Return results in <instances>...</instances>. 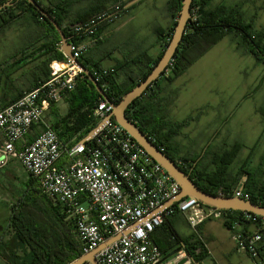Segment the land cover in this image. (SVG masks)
<instances>
[{
	"label": "built area",
	"instance_id": "built-area-1",
	"mask_svg": "<svg viewBox=\"0 0 264 264\" xmlns=\"http://www.w3.org/2000/svg\"><path fill=\"white\" fill-rule=\"evenodd\" d=\"M128 12V7L116 5L111 12L76 24L72 33L75 42L69 43L73 58L63 53V60L51 62L47 82L24 92L0 111V169L18 160L29 177L40 181L43 194L61 206L66 220L74 226L84 256L121 236L96 255L98 264H178L184 260L193 264L184 246L164 254L153 243L154 233L167 220L182 215L199 234L198 228L206 221L223 220V211L190 198L167 208L180 196V185L116 123L113 105L101 97L93 111L96 132L79 143L64 144L50 126L34 141L26 142L34 127L43 123L45 113L62 103L86 77L74 60L80 62L104 40L105 30ZM91 74L99 83L114 70L94 69ZM102 88L106 93L107 85ZM20 143L22 150L18 151ZM64 157L67 162L60 165ZM231 194L237 199H250L242 190L235 189ZM244 219L257 229L243 231L235 223L232 232L237 249L256 264H264L259 259L264 221L249 213Z\"/></svg>",
	"mask_w": 264,
	"mask_h": 264
},
{
	"label": "trees",
	"instance_id": "trees-1",
	"mask_svg": "<svg viewBox=\"0 0 264 264\" xmlns=\"http://www.w3.org/2000/svg\"><path fill=\"white\" fill-rule=\"evenodd\" d=\"M9 1L0 0V7ZM35 1L61 27L68 43L75 42L72 34L73 27L85 21L71 20L66 23V19L70 15V10L76 0H50L48 5H44L42 0ZM211 2L212 0H194L191 8L193 17L187 26L172 65L168 66L167 72L127 109L126 115L156 146L163 149L164 153L176 162L202 191L211 195L223 194L227 197H233L231 192L238 186L240 176H249L250 182L246 184L243 191L250 196V201L264 208V185L257 179L259 172L241 170L236 174V177L233 176V164L241 146H237L231 152L223 155L212 153L208 149L202 157L196 156L193 160L178 159L171 152V143L174 138L180 135L182 129L188 127L194 119L190 118L175 123L166 115L157 116L154 113L156 108L161 107L165 100L161 96L164 89L161 88L160 82L174 83L227 35L234 34L244 53L253 56L264 64V30L258 31L252 22L247 23L240 6L233 8L218 7L210 10ZM110 3H117L116 5L124 7L128 4L122 3L121 0H100V7L95 12L106 11V5ZM168 6L174 20L173 26L167 34L158 33L163 51L152 66L148 68V71L137 80L129 75L125 80L120 81L118 76V71L122 69L120 67L115 70L114 74L99 82L101 88L105 84L107 85L106 94L115 105H119L126 95L147 79L162 58L169 41L172 40L182 9V0H170ZM134 7L135 5L128 9ZM23 17L39 26L42 35L38 41H40L41 46L34 57L29 56L25 50L22 53H17L4 64L23 68L30 62L43 60L37 67L40 70H45L51 62L63 60L64 54L60 51L62 43L59 33L47 18L27 0H13L11 7L0 12V32ZM85 61L84 56L80 63L90 72L94 69L101 70L98 65L92 67ZM49 78L50 74H47V79ZM46 80L38 82L34 88L45 83ZM168 98L170 99L168 106H170L175 101L176 94ZM100 99L101 96L87 77L78 83L73 92L66 95L64 101L68 102L69 111L63 118L55 120L51 126L60 141L64 144L73 141L72 145H74L86 138L97 127L93 111ZM36 128L37 126L34 127L33 133ZM32 134L26 137L28 144L33 141L34 135ZM17 148L18 151H21L22 144H18ZM66 162L67 158L64 157L60 165ZM25 187L24 195L19 204L11 209L9 229L13 238L0 246V252H4L3 254L0 253L4 261L7 264H72L83 257V248L77 239L74 226L66 220L61 206L43 194L38 179L30 177ZM223 213L225 215L224 226L229 230H232L235 223H238L243 231H248L249 227L252 226L250 222L244 219L246 213L235 211H223ZM173 219L167 220L159 229L161 233L156 230L152 238L154 245L164 254H169L179 246H184L189 257L194 261L193 264H203L207 257V251L201 236L195 234L189 238L180 236L173 227ZM258 221L261 222L264 219L258 217ZM260 233L262 234V242L259 259L264 261V229L260 230ZM20 247L28 250L23 256L18 253Z\"/></svg>",
	"mask_w": 264,
	"mask_h": 264
},
{
	"label": "rangeland",
	"instance_id": "rangeland-1",
	"mask_svg": "<svg viewBox=\"0 0 264 264\" xmlns=\"http://www.w3.org/2000/svg\"><path fill=\"white\" fill-rule=\"evenodd\" d=\"M166 1H140L130 9V16H133L134 20L122 30L121 34L117 35L118 39L114 38L115 35H109L104 37L100 43L107 42L108 44L113 42L112 39H116L115 44L121 46L124 52L134 51L143 43V49L152 52L155 40L154 30L164 25ZM225 5L240 6L247 23L252 22L256 30L264 29V0H226ZM72 6L75 7L76 3ZM41 35L39 26L27 18L23 17L14 22L0 32V62H5L17 53H22L26 48L33 46ZM237 42L235 35L230 34L224 42L213 47L172 87L174 90H179L177 101L168 106L170 99L164 95L163 104L154 112L157 116L166 115L173 122L194 119L190 127L184 131L188 140L183 147V152L187 156L198 152L206 141L214 137V133L221 130L226 118L229 119L232 115H236L235 120L244 121L245 128H242L235 138L244 135L243 140L248 143L250 134L247 132L250 133L252 124L257 119L255 109L258 108L264 117V64L253 56L245 54ZM242 100L247 102L237 110L238 106L235 104ZM164 103L167 104L166 107ZM63 104V107H67L69 111L68 102L65 101ZM64 116H60L56 111L52 121ZM263 153L264 138L255 156L259 159ZM261 165L258 163L256 167H260L259 179L263 181L264 161ZM29 178L18 161H13L0 169V237L5 238L2 242L4 244L13 238L8 228L11 209L17 206L22 199ZM7 229L9 235L6 236ZM178 231L183 236L192 233L185 226H178ZM219 233L220 230L214 233L217 242L221 241ZM193 234L195 233L191 235ZM207 243L210 245V242ZM27 252V249L20 247L18 253L23 256Z\"/></svg>",
	"mask_w": 264,
	"mask_h": 264
},
{
	"label": "crops",
	"instance_id": "crops-1",
	"mask_svg": "<svg viewBox=\"0 0 264 264\" xmlns=\"http://www.w3.org/2000/svg\"><path fill=\"white\" fill-rule=\"evenodd\" d=\"M49 1L50 0H42L44 5H48ZM121 1L124 3H128L126 7H128L133 2L131 0ZM169 2L170 0L166 1L167 10L166 14H164L163 16L164 25L162 27L158 26L154 30L153 37H155V40L153 42L152 52L144 50L143 43L139 45L137 49H134V51L124 52L121 46H117V44H115L116 39H112L113 42L111 41L108 44L107 42H102L94 46L85 55V62H87L89 66L93 67V65H98L102 70H114V72L118 68L122 67V69L118 71L120 81L125 80L129 75H131L135 80L141 78V76L148 71V68L152 66L153 62H155L159 58L160 54L163 51L158 33L164 32L165 34H167L172 29L174 20L169 11ZM99 4L100 0H76V6H72L70 10V15H68V18L66 19V23H69L71 20L88 21L102 13L111 12L117 3H110L106 5V11L102 13H96L95 10L100 7ZM225 4L226 0H212L211 4L209 5V9L214 10L218 7H236H229ZM133 20L134 17H131L130 12H128L120 20H118V22L114 26H111L110 28L105 30V37L109 35H115L114 38L118 39L117 35L121 34L122 30L128 27L133 22ZM263 30L264 29L258 31ZM226 37L220 43L224 42ZM39 39L40 38L38 37V40ZM38 40L33 46L26 48L27 54L31 57H34L36 55V52L41 46V43ZM220 43H218L217 45H219ZM60 51L63 53V47L60 48ZM42 61L43 60L30 62L27 66L23 68L20 66L4 64V62H0V111L8 107L9 105L15 103L24 92L33 89L38 82L47 79V74L49 75L51 73L50 66L46 67L45 70H40L37 67ZM49 79H47L45 82H47ZM179 79H177L172 84L160 82L161 88L164 89L161 93V96L163 97L164 95H166L167 97H173L176 94V98L174 101L176 102L179 97V90H174L172 87ZM64 102L65 101L56 106H53V108H51L45 113L43 123L37 126L35 132H32L33 134L31 133L32 135H34L33 141L42 132H44L48 126L51 127L53 125L55 119L52 121V118L53 115H55L56 111H58L60 116L67 115L68 108L63 107ZM246 102L247 101L242 100L240 103H236L235 106H238L237 110H239L241 106H244ZM262 115L263 113L260 112L258 108L255 109V116L257 117V119L256 122L252 124V129L250 130V133L247 132V134H250V136H248V143L243 140L244 135H240L235 138V135L239 133L242 128L245 127L244 121L242 119L235 120L236 115H232L229 119H225L226 121L221 127V130L214 133V137L206 141L198 152L187 156L183 152V147L188 140V137L186 134H184V131L190 127V123L188 127L182 129L179 136L174 138L173 142L171 143V152L178 159L184 158L187 160H193L196 156L202 157L208 149L212 153H218L220 155H223L224 153L231 152L235 147L241 146V149L238 152V155L233 164V172L235 174H233V176L236 177V174L239 173V171L241 170H250L253 172H258L260 167H262V162L264 161V153L260 155L259 159L255 156L257 148L260 147L262 139L264 138V117H262ZM72 144L73 141L67 143L66 145ZM1 145L2 140L0 139V146ZM13 161L18 160H12L10 163H12ZM258 163L261 166L257 168L256 166L258 165ZM249 165H251V167H249ZM257 179L264 185V180L261 181L259 179V176H257ZM249 180V176H240V181L235 189L242 190L243 188V190H245L246 184L250 182ZM172 224L175 230L179 233V235L184 238H189L190 236H192V233H195L190 228L186 218L182 215H176L172 221ZM178 226H185L189 228L192 233L190 235L183 236L178 231ZM159 229H157V232L161 233V230ZM216 230H220V242H217L216 238H214V233ZM249 231L255 232L256 227L253 225L250 226ZM198 233L199 234H195L197 236L201 235L200 238H202V241L205 245V249L207 251V257L205 258L203 264H256V260L251 258L248 254L238 251L236 243L232 239L233 232L232 230H229L224 226V219L206 221L198 228ZM5 234L6 236L9 235L8 229ZM4 239L5 238L3 236L0 237V246L4 244L2 243L4 242ZM207 242H210V245ZM217 248L218 251L216 252ZM0 264H7L1 255Z\"/></svg>",
	"mask_w": 264,
	"mask_h": 264
},
{
	"label": "water",
	"instance_id": "water-1",
	"mask_svg": "<svg viewBox=\"0 0 264 264\" xmlns=\"http://www.w3.org/2000/svg\"><path fill=\"white\" fill-rule=\"evenodd\" d=\"M12 1L10 0L6 4L0 7V12L12 6ZM32 4L47 20L54 26V28L59 33L61 38V43L63 47V53L69 58H73L70 52V44L66 36L64 35L61 27L57 22L41 8L35 0H27ZM141 0H134L129 6L140 2ZM194 0H182V9L177 20V25L173 34V38L170 44L164 51L162 58L159 60L158 64L152 70L147 79L134 88L128 95L123 98L119 105H114L107 94L102 90L99 83L93 78L90 70L86 68L82 63L74 60L75 64L80 67L85 76L94 85L99 95L109 104L113 105V115L112 118L118 123L130 137H132L159 165H161L167 173L180 185L181 194L174 201L167 205V208L172 206L174 203L179 202L183 199L190 198L195 199L202 205L218 210V211H235L243 212L256 215L264 219V208L260 205L254 204L250 200L237 199L234 197H227L222 195H211L202 191L177 164L174 162L167 154H165L158 146H156L132 121H130L126 115L127 109L140 97H142L145 92L150 88V86L156 83L166 72L170 62L174 59L177 54L178 48L181 45L187 26L192 19V4ZM111 118L109 119V121ZM96 130H93L89 136H93ZM243 191V188H242ZM121 236H117L106 244H104L97 251L85 255L73 262L72 264H98L96 255L111 245L113 242L117 241ZM173 255V254H172ZM194 263V261H193ZM186 264V260L178 263ZM200 264V263H196Z\"/></svg>",
	"mask_w": 264,
	"mask_h": 264
}]
</instances>
